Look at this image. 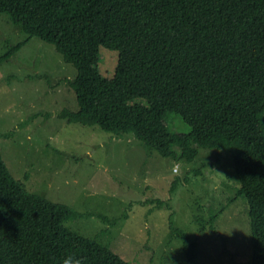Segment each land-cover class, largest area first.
Returning <instances> with one entry per match:
<instances>
[{"label": "trees", "instance_id": "trees-1", "mask_svg": "<svg viewBox=\"0 0 264 264\" xmlns=\"http://www.w3.org/2000/svg\"><path fill=\"white\" fill-rule=\"evenodd\" d=\"M0 13L26 34L0 61L39 38L76 69L78 108L60 114L68 123L132 134L164 158L174 147L187 162L200 149L230 153L250 264H264V0H0ZM101 46L118 53L110 78L98 69ZM170 113L189 132L171 131ZM77 215L26 191L0 154V264H61L72 251L86 264H130L67 228ZM181 236L186 261L198 264L197 240Z\"/></svg>", "mask_w": 264, "mask_h": 264}, {"label": "rangeland", "instance_id": "rangeland-1", "mask_svg": "<svg viewBox=\"0 0 264 264\" xmlns=\"http://www.w3.org/2000/svg\"><path fill=\"white\" fill-rule=\"evenodd\" d=\"M25 37L0 13V56ZM117 60V51L99 48L103 76L114 75ZM76 73L39 38L0 61V154L13 178L71 207L78 215L67 228L130 264H191L181 233L197 240L198 264H250L247 205L231 200L239 186L231 154L200 149L187 162L174 147L176 157L164 158L132 134L68 123L60 114L78 108L69 85ZM168 115L171 131L189 132L179 114ZM177 164L180 174L172 171Z\"/></svg>", "mask_w": 264, "mask_h": 264}, {"label": "clouds", "instance_id": "clouds-1", "mask_svg": "<svg viewBox=\"0 0 264 264\" xmlns=\"http://www.w3.org/2000/svg\"><path fill=\"white\" fill-rule=\"evenodd\" d=\"M180 169V165L177 164L172 171L176 174H180L179 172ZM212 171H215L213 169H210ZM218 175H222L223 177H225L222 173H219L217 171H215ZM61 264H86L85 259L83 258L82 255L72 251V252H68L65 254L64 258L61 261Z\"/></svg>", "mask_w": 264, "mask_h": 264}]
</instances>
